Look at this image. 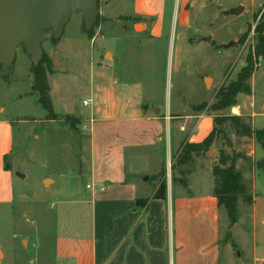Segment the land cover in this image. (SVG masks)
Segmentation results:
<instances>
[{"label": "rangeland", "instance_id": "rangeland-1", "mask_svg": "<svg viewBox=\"0 0 264 264\" xmlns=\"http://www.w3.org/2000/svg\"><path fill=\"white\" fill-rule=\"evenodd\" d=\"M99 1L93 35L83 31L80 13L71 16L60 38L51 30L44 32L42 60L49 59L52 68L47 77L50 107L33 89L32 61L24 46L18 48L12 68H0V264H56L54 241L62 232L59 208L78 190L85 193L86 185L93 184L88 173L96 125L139 116L163 122L161 149L140 144L125 152L128 170L148 169L143 172V179L150 176L144 185L161 191L185 182L196 155L206 163L215 158L217 165L222 155H234L232 139L236 144L239 140L233 135L238 134L232 116L254 132L264 130V56L253 55L264 0H190L186 27H182L181 8L185 0ZM238 5L245 7L240 15H226L218 8ZM251 55L255 70L248 81L251 92L240 93L231 107L218 108L222 94ZM99 74L115 78L117 97L127 101L122 106L130 107L133 114L115 116L110 109L106 111L107 104L99 105L93 91ZM124 82L131 86L120 92ZM240 105L246 110L233 113ZM205 116L213 119V144L183 159V145L195 143L190 138ZM210 124L203 121L196 136L203 137ZM246 138L258 143L254 134ZM238 148L242 151V145ZM261 154L263 147L257 156ZM135 155L139 160H133ZM47 178L52 180L46 186ZM257 185V192L263 193L264 171L257 176ZM248 225L246 231L236 232L234 264H249L247 253L238 256L241 246L253 244L252 225Z\"/></svg>", "mask_w": 264, "mask_h": 264}, {"label": "crops", "instance_id": "crops-1", "mask_svg": "<svg viewBox=\"0 0 264 264\" xmlns=\"http://www.w3.org/2000/svg\"><path fill=\"white\" fill-rule=\"evenodd\" d=\"M189 1L181 5L182 27L188 23L186 5ZM216 1L222 3V0ZM252 4L255 7L254 2ZM157 29L158 23L152 35H156ZM108 76L99 74L94 79L95 99L100 106L107 104L106 111L110 109L115 116L133 114L130 107L122 106H127V101L117 97L116 80L107 79ZM129 86L125 83L120 92H125ZM124 96L125 100L129 98ZM242 109L246 110L245 105L234 107L233 113L241 114ZM116 119L94 127L93 157L88 173L92 188L87 187L91 184L88 183L85 193L78 190L77 195L59 208L60 234H63H58L54 241L53 261L56 264H222L223 259V264H234V252L238 247L236 232L246 231L245 224L250 223L252 247L241 246L238 256L245 252L249 255V264L264 262V192H257V176L264 171V154L257 156L262 148L259 142L233 134L239 140L236 144L232 139L234 154L235 151L238 154L236 168L253 199L251 204L239 199L238 221L230 228L227 210L219 204L215 194V158L206 163V159L196 155L185 182L172 184L163 191L162 197H156L159 188L144 185L150 178H142L148 169L128 170L125 152L127 147L140 144L161 149L165 143L163 122L156 118L142 120L140 116ZM205 120L211 121L209 130L198 137L197 128ZM212 127V117L201 118L190 139L203 141ZM133 160L139 159L135 155ZM160 161H164L163 153ZM243 210L245 214L241 216ZM222 220H225L224 226ZM224 229L226 237L223 238Z\"/></svg>", "mask_w": 264, "mask_h": 264}, {"label": "water", "instance_id": "water-1", "mask_svg": "<svg viewBox=\"0 0 264 264\" xmlns=\"http://www.w3.org/2000/svg\"><path fill=\"white\" fill-rule=\"evenodd\" d=\"M218 8L226 15H240L245 10L243 5L228 10L222 6ZM78 13L83 16L86 30L91 31L98 20L100 1L0 0V64L12 68L18 48L24 46L32 64L38 66L44 55V32L51 30L55 38H60L71 16ZM17 175L25 178L21 172H17ZM51 180L45 179L46 186Z\"/></svg>", "mask_w": 264, "mask_h": 264}, {"label": "trees", "instance_id": "trees-1", "mask_svg": "<svg viewBox=\"0 0 264 264\" xmlns=\"http://www.w3.org/2000/svg\"><path fill=\"white\" fill-rule=\"evenodd\" d=\"M261 22H258L255 33H258V41L255 46L253 55L264 56V13L262 15ZM82 29L87 34L93 35V30L88 31L85 28L84 22L82 23ZM252 55L248 61V65L239 73L238 78L233 81L219 101L218 108H228L235 105L237 96L240 93H250L251 87L248 81L251 79L254 73ZM3 65L0 64V68ZM51 62L49 59L44 58L38 66L32 64L31 72L34 76L33 89L38 91L43 97V100L51 106L49 97V84L47 81L48 72H51ZM231 124L237 134L251 136L255 135L257 141L264 148V130L253 131L252 128L241 121L240 118L232 116L230 118ZM218 123V122H217ZM214 130L201 142H187L183 145V159L191 153H200L202 150L213 144ZM229 142V140H227ZM229 161V162H228ZM214 175L216 178L215 194L218 197L219 204L223 206L228 213L230 220V228L238 221V201L243 198L246 203H252V196L248 194L246 185L243 182L242 174L236 168V154L231 158L224 155L220 158V165L214 167ZM163 191L160 189L156 192V197H162Z\"/></svg>", "mask_w": 264, "mask_h": 264}, {"label": "built area", "instance_id": "built-area-1", "mask_svg": "<svg viewBox=\"0 0 264 264\" xmlns=\"http://www.w3.org/2000/svg\"><path fill=\"white\" fill-rule=\"evenodd\" d=\"M88 188H92V185H88ZM101 189L104 190L105 188L102 187Z\"/></svg>", "mask_w": 264, "mask_h": 264}, {"label": "bare ground", "instance_id": "bare-ground-1", "mask_svg": "<svg viewBox=\"0 0 264 264\" xmlns=\"http://www.w3.org/2000/svg\"><path fill=\"white\" fill-rule=\"evenodd\" d=\"M139 28L141 27V25H137Z\"/></svg>", "mask_w": 264, "mask_h": 264}]
</instances>
